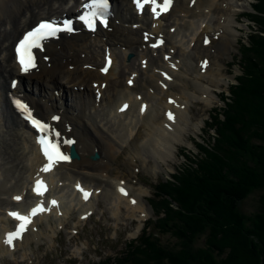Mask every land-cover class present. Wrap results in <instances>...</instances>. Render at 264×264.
I'll use <instances>...</instances> for the list:
<instances>
[{"label":"bare ground","instance_id":"bare-ground-1","mask_svg":"<svg viewBox=\"0 0 264 264\" xmlns=\"http://www.w3.org/2000/svg\"><path fill=\"white\" fill-rule=\"evenodd\" d=\"M67 1L0 0V92L7 88L5 78L16 71L12 41L33 20L45 16L42 14L72 12L77 1L70 5ZM112 2L114 13L108 28L85 31L78 26L72 33L48 39L38 53L36 67L20 75L14 88L27 98L36 113L60 111L55 124L62 137L73 142L76 158L58 163L48 173L42 172L30 130L15 113L6 114L5 107L9 106L0 94V147L4 150L0 155V256L12 255L17 246L26 255V251H31L30 242H39L42 235L51 240L67 217L73 213L81 221L98 207L100 199L116 219L122 217V208L126 216L146 217L147 207L142 200L145 188L125 180L122 171L112 167L115 156L127 147L128 162L159 167L174 156L183 132L198 128L202 117L196 122L189 118L191 101L198 99L209 105L224 81L223 64L217 58L201 57H207L213 46L226 50L236 39L235 15L243 2L173 0L157 18H149L145 12L136 14L129 0ZM142 30L151 36L159 33L163 43L148 47L141 40ZM206 37L209 43H202ZM129 52L134 56L127 61ZM105 55L111 60L106 72L102 71ZM204 61L207 63L201 65ZM142 100L146 108L139 112L138 103ZM121 103L128 105L124 111L122 107L117 109ZM169 111L175 116L174 122L166 115ZM95 150L98 156L92 157ZM149 158L152 164L148 163ZM33 171L52 178L51 193L58 204H44L50 210L32 218L13 248L4 243L3 235L14 230L5 211L21 202L34 201L26 193L17 201L10 198L11 194L22 192ZM75 179H80V186L91 193L87 200L81 198L80 190L72 189ZM57 180L61 181L59 185L55 184ZM121 187L128 195L119 191Z\"/></svg>","mask_w":264,"mask_h":264},{"label":"trees","instance_id":"trees-1","mask_svg":"<svg viewBox=\"0 0 264 264\" xmlns=\"http://www.w3.org/2000/svg\"><path fill=\"white\" fill-rule=\"evenodd\" d=\"M248 18L254 29L235 103L225 101L223 119L209 126L214 146L167 190L172 206L157 228L168 230L174 245L161 244L151 228L119 257L95 264H264V0H256ZM255 189L257 210L242 212L239 200ZM200 234L204 244L195 245Z\"/></svg>","mask_w":264,"mask_h":264},{"label":"rangeland","instance_id":"rangeland-1","mask_svg":"<svg viewBox=\"0 0 264 264\" xmlns=\"http://www.w3.org/2000/svg\"><path fill=\"white\" fill-rule=\"evenodd\" d=\"M239 1L243 2V5L235 15L237 20V24L234 26L237 29L236 39L226 50L213 46L207 57H201L209 60L217 58L223 64L221 69L224 72V81L221 82V87L215 91L216 98H212L209 105L198 99L191 101L189 118L196 122L202 117L201 121L197 122L198 128L192 127L184 131L182 140L176 142L174 156L168 158L166 162L162 161L161 165L155 169L154 167L141 166L140 161L128 162L127 147H124L113 160L112 167L122 171L125 180L145 188L142 200L147 207V216L142 219L126 216V210L122 208V217L116 219L106 209L104 200L100 199L98 207H94L89 217L80 221L79 217L72 213L70 217H67L64 225L57 228L52 234L51 240L42 235L39 242L32 241L31 251H26V255L22 253L24 251L21 248H17L13 255L2 254L0 264H95L107 257L110 259V256L119 257L121 253H124L128 243L131 245L137 235L142 232L146 235L151 228L157 232L156 236L161 244L174 245L176 239L168 230L157 228L158 220L164 218L163 213L172 206V202L169 204L170 206L167 204L169 202L166 197L167 190L172 183L180 184L179 181L174 182V180L196 167L197 158L202 160L205 149L210 144L214 146L215 142L211 137L212 129L209 126L215 121L223 119L222 110L225 101L230 103L229 106L235 103V93L236 90L238 91L236 78L241 75V61H246L243 52L251 46L249 35L252 33L251 29H254V25L248 16L253 12L256 0ZM37 10L38 8L34 9V11ZM133 56L130 53V57L127 56L126 60H130ZM118 60L120 59L118 58ZM4 119L6 117L3 116V121ZM3 151V147H0V155L3 154ZM148 163L152 164L153 160L149 158ZM258 192V189L250 191L239 200L238 208L244 213L257 210ZM160 210L162 213L159 214V218H156L155 213ZM74 222L76 224L73 231L71 226H74ZM194 244L203 245L204 234H200Z\"/></svg>","mask_w":264,"mask_h":264},{"label":"snow or ice","instance_id":"snow-or-ice-1","mask_svg":"<svg viewBox=\"0 0 264 264\" xmlns=\"http://www.w3.org/2000/svg\"><path fill=\"white\" fill-rule=\"evenodd\" d=\"M153 4L156 3V0H151ZM173 0H163V7L162 11H167L168 7L171 6ZM195 2V0H193ZM137 5L139 6L141 4V0H136ZM82 7L85 9V12L79 17V19L86 21L89 26H93L94 23L98 20L100 23H103L106 25V20L103 19L107 15V9L109 7V0H86V2L82 5ZM152 11L156 13V15H159V13L156 12V7L152 8ZM71 21L64 20V21H57L55 19L51 20H41L35 27H33L30 31L26 32L22 39L18 41V43L15 45V53L17 56L18 63L21 66V70L23 72H28L30 68H35V57L32 54V49H42L44 42H46L48 39L57 36L58 33L62 31H68L71 32L74 29L71 27ZM148 34H145V40H147ZM163 41H157L156 43L152 44V47H158L159 44H162ZM204 43H209L208 38L206 37L204 40ZM47 59V57H45ZM165 59H168V57H165ZM204 64L207 63V61L203 62ZM108 64H111V60H108ZM175 67V65H172ZM107 66L102 69V71H107ZM167 79H171L170 76H167V74H164ZM131 83V80L129 81ZM171 103H175L174 101H171ZM15 104L18 108V110L21 111L22 115L26 120L30 122V124L37 130L39 135L37 136V142L41 145V150L44 154V156L47 158L48 163L45 165V167L42 169V171H49L55 164L59 163L60 161H66L69 159L68 156L64 155L60 151V134L56 132L54 129H51V126L34 117L32 111L28 108L27 105L23 104L21 101L16 100ZM128 105H124L121 108V111H124ZM146 108L145 106L141 107V111L143 112ZM167 117L169 120L173 121L175 120L174 114L169 111L167 114ZM58 119V117H53V120ZM53 137L56 139L54 140ZM63 143H73L72 141L65 140ZM123 183V182H122ZM77 189H79L83 193V198L87 200L91 193L88 191H85L79 184L76 185ZM43 188V190H41ZM34 192L37 193V195H43L45 191H47V186L44 184L42 180H37L35 182V187L33 189ZM119 191L124 194L128 195L127 191L121 187L119 188ZM16 200H20L21 197L16 196L14 197ZM132 203L135 204L136 201L133 199ZM50 204L52 206H56L58 202L56 200H51ZM50 209L46 208L44 206L43 201L40 205H37L36 207L32 208L31 211L27 215H22L19 212H11L9 215L16 218L20 223L18 224L15 231L9 232L7 234V238L4 240V243L9 245L10 247H15L14 241L21 239L23 234L28 230L29 225L32 223V218L37 216L39 213L48 211Z\"/></svg>","mask_w":264,"mask_h":264},{"label":"water","instance_id":"water-1","mask_svg":"<svg viewBox=\"0 0 264 264\" xmlns=\"http://www.w3.org/2000/svg\"><path fill=\"white\" fill-rule=\"evenodd\" d=\"M69 153H70V155L72 156V157H77V153H76V151H75V149H74V146H73V144H71L70 146H69ZM92 157H96V153H94L93 155H92Z\"/></svg>","mask_w":264,"mask_h":264}]
</instances>
